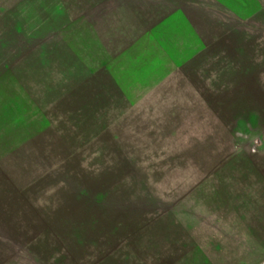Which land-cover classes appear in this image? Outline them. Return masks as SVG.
<instances>
[{
  "label": "rangeland",
  "instance_id": "rangeland-1",
  "mask_svg": "<svg viewBox=\"0 0 264 264\" xmlns=\"http://www.w3.org/2000/svg\"><path fill=\"white\" fill-rule=\"evenodd\" d=\"M0 163V264H264V0H0Z\"/></svg>",
  "mask_w": 264,
  "mask_h": 264
},
{
  "label": "crops",
  "instance_id": "crops-1",
  "mask_svg": "<svg viewBox=\"0 0 264 264\" xmlns=\"http://www.w3.org/2000/svg\"><path fill=\"white\" fill-rule=\"evenodd\" d=\"M0 172L3 173V174L6 175V176H7L8 173H9V171H6V170L3 171V168L1 167V163H0ZM6 181H7V180H6ZM6 183H8V181H7Z\"/></svg>",
  "mask_w": 264,
  "mask_h": 264
}]
</instances>
